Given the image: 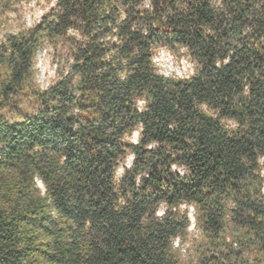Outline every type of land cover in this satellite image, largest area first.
Listing matches in <instances>:
<instances>
[{
    "label": "trees",
    "instance_id": "obj_1",
    "mask_svg": "<svg viewBox=\"0 0 264 264\" xmlns=\"http://www.w3.org/2000/svg\"><path fill=\"white\" fill-rule=\"evenodd\" d=\"M43 1L0 22V264H264V0Z\"/></svg>",
    "mask_w": 264,
    "mask_h": 264
},
{
    "label": "rangeland",
    "instance_id": "obj_2",
    "mask_svg": "<svg viewBox=\"0 0 264 264\" xmlns=\"http://www.w3.org/2000/svg\"><path fill=\"white\" fill-rule=\"evenodd\" d=\"M48 5L43 0H33L23 6L15 7L12 10L5 11L0 15L3 33L16 32L22 28L30 27L40 20L47 11ZM160 68L163 73L170 75L176 74L182 76L188 72V66L185 62H178L172 56L164 53L159 60ZM55 64L53 63L50 51L40 53L37 62L38 84L42 89H46L55 80Z\"/></svg>",
    "mask_w": 264,
    "mask_h": 264
}]
</instances>
